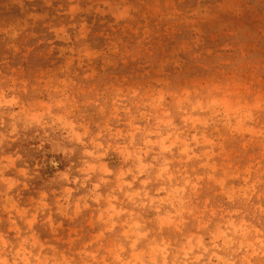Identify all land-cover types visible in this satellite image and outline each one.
I'll return each mask as SVG.
<instances>
[{
  "label": "rangeland",
  "instance_id": "1",
  "mask_svg": "<svg viewBox=\"0 0 264 264\" xmlns=\"http://www.w3.org/2000/svg\"><path fill=\"white\" fill-rule=\"evenodd\" d=\"M0 237L264 264V0H0Z\"/></svg>",
  "mask_w": 264,
  "mask_h": 264
},
{
  "label": "clouds",
  "instance_id": "2",
  "mask_svg": "<svg viewBox=\"0 0 264 264\" xmlns=\"http://www.w3.org/2000/svg\"><path fill=\"white\" fill-rule=\"evenodd\" d=\"M79 139V137H77ZM88 155H91V153H88ZM63 179H67V176L64 175L62 177ZM14 207V205H13ZM32 221H29V225L31 226ZM13 227H15V224L13 222ZM18 231V230H17ZM29 244V239H25L23 243L21 244L20 248L15 252L12 260V264H17V260L19 259L22 261V264H32V261H35V264H73V261L69 260L66 256H63V254L53 255V256H48V255H43L42 253L44 251L43 246H41L40 252L36 253L33 256V252L31 250L25 249L24 245ZM0 252L4 248H8V242L4 240L2 237H0ZM251 246V245H250ZM37 247V243L33 239V242L31 243V248L35 249ZM53 251H55L53 249ZM192 249L189 248L188 252H191ZM208 251L207 248L204 249V252L206 253ZM188 252L185 253V259L188 258ZM80 255H92V258L95 259V254H88V253H79ZM215 256V253H213ZM253 255H256L255 252H253ZM31 258V259H30ZM203 257L202 256H196L195 260L200 261ZM217 259H220V257H216ZM211 260V257L209 258ZM0 264H9V260L7 258V255H0ZM224 264H232V262L225 261Z\"/></svg>",
  "mask_w": 264,
  "mask_h": 264
}]
</instances>
